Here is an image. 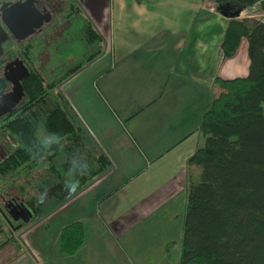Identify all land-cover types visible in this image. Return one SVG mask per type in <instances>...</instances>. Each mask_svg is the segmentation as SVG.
<instances>
[{"label": "crops", "instance_id": "1", "mask_svg": "<svg viewBox=\"0 0 264 264\" xmlns=\"http://www.w3.org/2000/svg\"><path fill=\"white\" fill-rule=\"evenodd\" d=\"M74 1L105 48L60 90L111 171L53 212L52 247L45 236L29 243L43 264H170L179 257L187 160L203 145L214 80L247 75V40L223 56L229 19L216 0ZM73 222L82 224L83 244L60 255L59 232Z\"/></svg>", "mask_w": 264, "mask_h": 264}, {"label": "trees", "instance_id": "2", "mask_svg": "<svg viewBox=\"0 0 264 264\" xmlns=\"http://www.w3.org/2000/svg\"><path fill=\"white\" fill-rule=\"evenodd\" d=\"M254 2L216 0L217 11L229 19L221 43L223 56L234 55L245 38L249 66L245 77L214 80L216 90L199 125L203 145L187 160L179 264H264V21L236 16ZM66 9L62 20L69 27L47 46L60 66L49 75L35 67L43 43L33 41L21 54L29 71L23 83L25 99L10 121L0 123V130L18 143L0 159L1 209L15 183L37 168L44 167L45 174L57 181L45 198L64 202L111 171L110 159L88 145L60 90L103 55L105 42L78 2L68 0ZM40 134L48 139L42 140ZM76 165L87 173L74 177ZM75 179L78 187L69 191L65 184L74 187ZM34 202L24 201L32 215L30 226L37 223L39 208ZM1 224L0 241L13 243L14 237ZM83 241L82 224H68L60 230L58 252L74 254ZM173 246L165 247L168 257Z\"/></svg>", "mask_w": 264, "mask_h": 264}, {"label": "flooded vegetation", "instance_id": "3", "mask_svg": "<svg viewBox=\"0 0 264 264\" xmlns=\"http://www.w3.org/2000/svg\"><path fill=\"white\" fill-rule=\"evenodd\" d=\"M20 5H23L21 9L19 8L23 12L19 19L21 29L17 27L13 34L3 22V17L8 16L7 13L12 8L21 7ZM55 12V0H0V123L10 121L25 99L23 83L29 71L21 55L23 49H28V45L33 41L44 43L43 50L53 43L50 35L57 27V21L54 20ZM23 18L26 19V24ZM25 33L29 35L18 39ZM23 68L27 71V76ZM2 137L7 138L5 141L10 140L11 144L3 143ZM17 144L12 135L0 130V149L10 152L17 147ZM2 201L5 214L0 212V215L6 217L4 220H9H6L9 226L8 234L13 237L14 231L30 222L32 215L20 200L3 198ZM5 244L6 248L10 243ZM4 247L0 250L5 249Z\"/></svg>", "mask_w": 264, "mask_h": 264}, {"label": "rangeland", "instance_id": "4", "mask_svg": "<svg viewBox=\"0 0 264 264\" xmlns=\"http://www.w3.org/2000/svg\"><path fill=\"white\" fill-rule=\"evenodd\" d=\"M45 1V0H43ZM68 0H55L56 12L54 20L57 21V27L52 33L51 40L54 42L57 37L63 32V30L69 27V23L62 20L64 13L66 12ZM44 46V43H43ZM37 56V54H36ZM54 58L49 53L48 48H43L39 51L37 56V61L35 67L40 70L42 74L49 75L50 72L54 71L56 67L60 66L59 61H54ZM42 140L48 139L45 134H40ZM7 138L2 137L3 143L8 142L11 144L10 140L5 141ZM2 143V144H3ZM8 152L0 149V156L6 155ZM44 166V165H43ZM57 181L53 177H49L44 172V167L37 168L29 173L25 178L20 179L15 183V188L9 191V195L4 196L6 200H11L13 197L22 202L33 199L35 204L38 206L39 210L37 213L36 224L30 226L31 223L28 222L26 225L19 227L14 231L13 237L14 242L10 243L6 248V244L0 241L5 249L0 250V264H43L41 257L38 255V251L29 242H37L41 238L46 237V240L50 243V247L54 243V232L56 230L53 212L60 206H64V201H59L53 197L45 198L47 191L54 185ZM20 187L19 190L16 188ZM0 212L4 213V210L0 208ZM181 219V218H180ZM4 231L7 230V225L4 222V217L0 215V223ZM30 232V233H28ZM60 233V232H59ZM59 238V236H58ZM180 239L176 246L179 252ZM52 251V250H51ZM58 252V248L56 249ZM170 264H179L178 260L171 262Z\"/></svg>", "mask_w": 264, "mask_h": 264}, {"label": "water", "instance_id": "5", "mask_svg": "<svg viewBox=\"0 0 264 264\" xmlns=\"http://www.w3.org/2000/svg\"><path fill=\"white\" fill-rule=\"evenodd\" d=\"M21 7H17V6H15V7H17V8H12L11 10H10V12L9 13H7L8 14V16H4L3 17V22L6 24V25H8V28L11 30V32L14 34L15 32V29L18 27V29H21V20H19V19H21V15L23 14V12L20 10L21 8H22V6L23 5H20ZM20 8V9H19ZM238 15H239V13H237L236 14V16L238 17ZM23 20V22H24V24H26L27 23V21H26V19L25 18H23L22 19ZM30 33V32H29ZM29 33H25L24 35H22V36H19L18 37V39H23V38H25L26 36H28L29 35ZM23 70L25 71V75L27 76V71L23 68ZM5 217V216H4ZM6 218V217H5ZM7 221H9L8 219H6Z\"/></svg>", "mask_w": 264, "mask_h": 264}, {"label": "built area", "instance_id": "6", "mask_svg": "<svg viewBox=\"0 0 264 264\" xmlns=\"http://www.w3.org/2000/svg\"><path fill=\"white\" fill-rule=\"evenodd\" d=\"M237 18L241 19H259L264 21V0H255V2L243 9Z\"/></svg>", "mask_w": 264, "mask_h": 264}, {"label": "clouds", "instance_id": "7", "mask_svg": "<svg viewBox=\"0 0 264 264\" xmlns=\"http://www.w3.org/2000/svg\"><path fill=\"white\" fill-rule=\"evenodd\" d=\"M53 135H55V133H53ZM74 167H75V171L73 172V175L76 178L79 176H83L87 173V171L80 169L78 165H76ZM85 168L88 170L87 163L85 164ZM78 184H79L78 179H75V186L74 187L69 185L67 182H66L65 186L69 189V191H72V190H74L75 187H78Z\"/></svg>", "mask_w": 264, "mask_h": 264}]
</instances>
